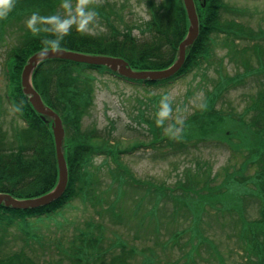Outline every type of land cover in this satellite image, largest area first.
<instances>
[{"label":"trees","instance_id":"obj_1","mask_svg":"<svg viewBox=\"0 0 264 264\" xmlns=\"http://www.w3.org/2000/svg\"><path fill=\"white\" fill-rule=\"evenodd\" d=\"M67 1L0 0V44L7 47L8 42L10 43L6 67L9 80L7 100L15 117H19V122L17 119L11 122V128L6 127L0 117V192L11 193L17 198H33L48 193L59 179L56 145L50 123L34 110L22 90L21 70L33 53L44 48L58 47L92 55L123 57L137 70L163 69L176 60L179 45L188 32L189 20L183 0H150L152 18L148 22V29H141L140 35L133 34L128 29L122 30L115 23L117 21L112 19L106 31H88L77 20L66 28L61 19L64 21L68 17L66 13H56V7L65 5ZM196 3L201 33L187 51L184 66L177 76L190 72L219 36H223L226 42L257 36L251 25L246 26L239 20L243 13L241 8L227 5L222 0H196ZM225 14H228L226 18ZM35 20L37 21L34 22ZM14 33L17 34L16 41ZM262 40H256L253 46L261 61L264 57V44L260 42ZM91 67L89 64H77L70 60L48 59L34 72L33 84L41 93L43 101L60 112L64 120V151L69 180L64 194L46 206L23 209L0 205V264H181L179 259L182 254L187 259V264H197L196 258L201 256V248L204 246L215 248L214 258L218 259L217 264H229L208 236L197 228V223L200 224L203 216L200 218L198 214L194 217L193 226L176 230L168 226L172 224L171 218L163 222L162 207L169 192L178 189V186L171 188L151 181L137 180L131 169L119 159L126 150L116 149L111 145L115 143L112 135L106 134L97 126L85 127V119L91 113L95 98V84L87 72V68ZM98 69L111 72L106 66H99ZM235 77L224 76L217 89L206 99L202 110L191 114L182 122L186 126L190 125L188 134L182 133L178 137L173 134L172 129L163 139L169 144L174 143L177 149L184 145V141L177 140L182 139V136L191 139L199 133L202 139L210 137L208 135H211V130L205 131L210 123L212 125V120L206 114L211 110L214 116V113L220 112L218 104L224 99H219L225 91L238 85ZM131 81L143 86L160 83L159 80L151 79ZM252 101L247 107L254 113L250 121L243 120L241 124L240 120H235L234 112L226 118L240 123L238 134L245 136L242 137V143L238 144L229 138L233 134L230 130L229 139L225 136L228 145L249 151V156L243 163V171L248 164H257L256 172L248 179L255 183V187L245 189V193L239 191L240 199L234 198L241 202L249 195L259 204L257 216H240V228L235 235L246 257L236 264H264V88L259 90ZM247 109L237 115H244ZM152 129L155 133L152 145L157 149L164 145L159 133L161 129L157 130L153 125ZM127 151L131 150L128 148ZM102 156L112 162L109 169L112 176L108 183L104 181V169L100 173L102 163L95 160ZM243 184L240 181V185ZM230 185H234V180ZM179 188L191 191L184 186ZM136 189H146L147 192H138ZM231 192H217L215 188L214 195L205 197L201 193L197 196L199 201H207L213 207L221 203L214 210L218 209L222 213L231 210L227 206L230 205L228 197L232 195ZM74 201L91 206L94 211L92 217L83 221L72 219L64 222L60 231L55 233L41 232L31 226L29 218L55 213ZM199 205L200 208L196 210L198 213L204 209L203 202ZM183 207L185 206H177L180 210H187L190 206ZM107 215L116 224H127L134 230L133 226L137 223L146 233L153 235H159L165 227L170 231L168 241L157 239L152 245L138 247L124 240L119 241L122 238L117 237L107 243L104 231L106 226L102 222ZM178 215L179 210H174L173 217ZM215 219L216 217L213 221ZM203 220L210 225L213 222L210 217ZM188 229L190 235L184 240ZM169 242L171 247H177L182 253L174 260L162 261L157 258L158 251L155 250L161 248L164 251ZM138 255L143 257L141 262L134 260ZM204 260L212 263L207 258Z\"/></svg>","mask_w":264,"mask_h":264},{"label":"rangeland","instance_id":"obj_2","mask_svg":"<svg viewBox=\"0 0 264 264\" xmlns=\"http://www.w3.org/2000/svg\"><path fill=\"white\" fill-rule=\"evenodd\" d=\"M147 1L68 0L65 5L56 7V13H66L68 19L64 21L61 19L66 28L70 27L71 22L80 20L86 30L91 32L106 31L112 19L117 21L115 23L122 30H132L135 27L134 33L140 35L142 34L140 29L143 31L148 29V21L151 17ZM225 1L247 11L239 19L246 26L251 25V28L261 35L260 38L263 39L262 43L264 44V0ZM102 8L104 11L101 12ZM103 12L105 13L102 15ZM13 38L16 41L17 34H13ZM252 44L248 40L239 42V47L246 49L241 53L233 47L226 46L223 39L216 40L206 56L207 58L196 65L192 72L173 83L148 89L134 86L110 74L100 73L98 70L87 71L95 84L96 92L93 109L85 119V127L102 128L106 134L112 135V139L115 141L114 144L111 142L113 147L125 150L139 143L148 144L154 141L155 133L152 125L157 130L161 129L160 137L175 126L174 133L180 134L185 131V134H188L189 124L186 126L181 123L187 120L189 113L203 107L206 99L217 89L219 81L224 76L234 75L238 85L231 87L220 97L219 100L224 99L218 104L220 112L217 111L214 116L211 110L206 116L210 121L212 120V128L216 129V135L223 133L229 137L228 130H230L233 133L230 139L234 140V143H242L243 134H238L240 123L231 124L226 118L234 112L236 113L235 118L239 121L240 118L237 114L241 115L246 111L258 90L264 88V57L261 63L258 55L249 49ZM9 51V42L7 47L0 44V117L8 128L11 126L12 118L15 117L6 97L7 75L4 71ZM250 114L247 109L242 118L248 120ZM181 146L182 148L178 152H175V148L169 143H165L157 149L140 148L133 153L124 152L119 159L131 169V173L139 181H151L171 188L178 186V189L169 192L161 210L164 223L168 219H172V224L168 225L172 230L193 226L194 217L199 214L200 218L203 217L200 219V224L197 223V228L208 236L222 258L229 264L243 261L244 255L239 249L237 236H235L240 228L238 225L241 223L240 215L236 209L243 207L245 208L243 214L247 218L254 217L259 209L258 202L247 195V199L243 203L230 204L233 209L220 213L218 209L215 211L214 207H220L221 203L213 207L207 201H199L198 196L201 193L209 196L213 194L215 188L217 192L242 191L244 193L245 189L254 188L255 183L251 180L244 183L243 186L240 185V181L250 179L255 172L254 166L256 165L254 164H248L244 173L243 170L241 171L243 163L249 156V151L245 148L243 150L242 148L230 149L223 142L200 143L199 139L195 137L184 139V145ZM95 160L97 163H102L100 173L102 174L104 169V181L108 183L112 176V172L109 170L112 162L105 156ZM232 178L235 179L234 185H230ZM180 186L189 188L191 191L182 190L179 188ZM136 190L147 192L146 189ZM201 202H203L204 209L198 213L196 210L200 208ZM177 206L190 207L187 210H180ZM176 209L179 210V215L173 217V212ZM144 212L143 209L142 213ZM93 214L94 211L89 205L85 206L80 201H75L68 210L64 208L44 217H31L29 222L38 230L55 233L60 231L59 227L64 222L71 219L83 221L86 218H91ZM166 216L168 218H165ZM209 217L212 221L216 217L211 225L203 220ZM102 222L106 226L104 231L107 243L120 237L122 239L119 241L123 242L124 240L141 247L152 245L157 239L166 242L170 233L165 227L162 228L159 235L146 233L137 223L133 226L134 230H131L127 224L114 223L110 215H107ZM189 235L190 229H188L184 240ZM170 244L169 242L168 248L164 251L161 248L155 250L158 251L157 258L163 261L180 257L182 251H179L175 246L171 247ZM200 255L196 258L197 264H209L204 260L206 258L212 260L211 264L218 263V259L214 258L216 251L213 247H202ZM136 257L137 259L134 260L138 262L143 260L140 255ZM179 260L181 264H187V259L183 254Z\"/></svg>","mask_w":264,"mask_h":264},{"label":"water","instance_id":"obj_3","mask_svg":"<svg viewBox=\"0 0 264 264\" xmlns=\"http://www.w3.org/2000/svg\"><path fill=\"white\" fill-rule=\"evenodd\" d=\"M185 5L188 11V16L191 21V26L189 28L188 36L180 44V52L177 61L169 68L163 70L155 71H136L134 70L129 63L121 57H111L105 55H89L74 51H68L65 49H48L42 50L35 53L29 62L26 64L22 70V84L24 86V91L27 94H30V100L32 101L35 108L42 115H49L54 119V133L56 140V149L57 157L59 163V182L57 186L48 194H45L36 199H26L18 200L11 196L8 193H0V204L4 203L6 206H13L18 208H29V207H38L45 205L58 198L66 189L68 184V166L66 162L65 153L63 152V141L65 137V130L61 121V117L58 113L53 111L50 107L44 104L40 94L35 91L32 85V74L34 69L38 66L39 63L46 59L51 58H62L69 59L77 62H85L94 65L103 64L109 66L112 70L118 71L121 75L131 78H151V79H160L166 78L171 75L176 74L175 72L182 66L185 60L186 51L188 45L194 42L199 34V19L196 11V6L194 0H185Z\"/></svg>","mask_w":264,"mask_h":264}]
</instances>
